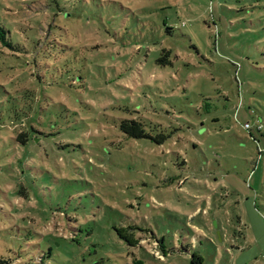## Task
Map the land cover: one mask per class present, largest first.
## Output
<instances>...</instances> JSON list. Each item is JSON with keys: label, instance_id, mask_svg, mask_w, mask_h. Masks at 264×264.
Instances as JSON below:
<instances>
[{"label": "rangeland", "instance_id": "obj_1", "mask_svg": "<svg viewBox=\"0 0 264 264\" xmlns=\"http://www.w3.org/2000/svg\"><path fill=\"white\" fill-rule=\"evenodd\" d=\"M0 26V264H264V0H0Z\"/></svg>", "mask_w": 264, "mask_h": 264}, {"label": "trees", "instance_id": "obj_2", "mask_svg": "<svg viewBox=\"0 0 264 264\" xmlns=\"http://www.w3.org/2000/svg\"><path fill=\"white\" fill-rule=\"evenodd\" d=\"M10 31L6 28L0 26V43L7 47L9 50H16V47L11 42L9 38ZM121 130L124 132L128 137L134 139H151L152 137L146 132L144 125L138 121H124L121 124ZM37 134V132H36ZM43 134V133H42ZM25 135H21L20 139L24 138ZM33 141L34 136H30ZM162 144V142H158Z\"/></svg>", "mask_w": 264, "mask_h": 264}]
</instances>
